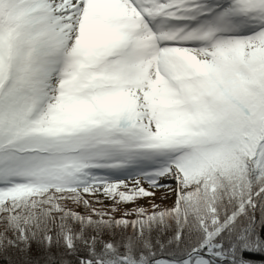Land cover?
I'll return each mask as SVG.
<instances>
[{"label":"snow or ice","instance_id":"6c2138e0","mask_svg":"<svg viewBox=\"0 0 264 264\" xmlns=\"http://www.w3.org/2000/svg\"><path fill=\"white\" fill-rule=\"evenodd\" d=\"M0 254L264 264V0H0Z\"/></svg>","mask_w":264,"mask_h":264},{"label":"trees","instance_id":"16d2710c","mask_svg":"<svg viewBox=\"0 0 264 264\" xmlns=\"http://www.w3.org/2000/svg\"><path fill=\"white\" fill-rule=\"evenodd\" d=\"M37 249L36 246H33V255H37ZM11 255L5 257L3 254H0V264H8V262L11 260Z\"/></svg>","mask_w":264,"mask_h":264},{"label":"rangeland","instance_id":"374dc122","mask_svg":"<svg viewBox=\"0 0 264 264\" xmlns=\"http://www.w3.org/2000/svg\"><path fill=\"white\" fill-rule=\"evenodd\" d=\"M162 191H163V190H159V191H157V193H156V195H157V198H159V197H160V195L162 194Z\"/></svg>","mask_w":264,"mask_h":264}]
</instances>
